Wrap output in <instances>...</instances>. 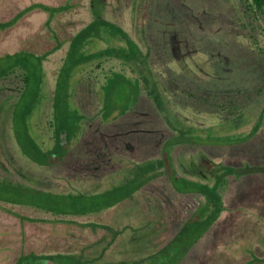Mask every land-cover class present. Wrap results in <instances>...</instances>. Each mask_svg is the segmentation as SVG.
Segmentation results:
<instances>
[{"label": "rangeland", "instance_id": "rangeland-1", "mask_svg": "<svg viewBox=\"0 0 264 264\" xmlns=\"http://www.w3.org/2000/svg\"><path fill=\"white\" fill-rule=\"evenodd\" d=\"M64 2L0 0V21L15 18L33 3L51 7ZM89 2L72 0L73 7L57 14L48 25L47 13L39 9L24 15L5 31L0 30V264H14L21 252L44 257L79 252L102 231L95 236L90 228L81 224L55 221L60 216L57 207L67 211V219L85 218L72 210L73 198L83 196L88 206L96 203L90 195L115 188L132 189L135 181L129 178L127 171L130 167L134 172L140 160L169 153L184 178L208 186L214 183V169L220 165L264 167V61L242 37L238 19H244L239 1L107 0L105 17L128 32L139 49L142 62L138 64L146 72L147 88L154 89V84H160L158 90L164 94L158 95L156 86L150 98L140 97L132 104L136 82L129 88L118 85L116 89L121 99L113 97L106 105L105 73L111 63L95 69L97 62L93 60L74 67L67 78L68 69L72 68L67 55L68 39L89 21ZM98 6L103 8L104 2L99 1ZM106 38L110 36L105 34ZM258 38L261 42L259 35ZM58 43L61 45L57 49ZM109 45L102 40L89 39L82 53L89 55ZM99 74L103 76L99 79V88H95L93 82ZM58 83L59 88L68 86V90H64L69 95V106L66 110L61 108L60 112L53 107L58 100ZM215 95H239L243 98L240 104H247L249 95L252 100L246 105L247 109H243V118L233 115L224 122L216 108L208 107L212 103L208 98ZM163 96L171 98L165 100ZM176 97H187L186 102L191 106L179 105ZM114 100L119 109L105 121V113L110 109L108 104ZM127 102L131 104L121 115L119 110L128 105ZM170 108L182 119L183 130H179L180 125L176 124L175 113L169 112ZM63 115L68 116L70 125L61 133L72 130L78 138L72 141L71 149L75 150L72 158L80 163L77 168L58 173L45 171L46 168H38L33 163L37 148L31 151V157L25 156L22 150H33L27 146L29 137L34 139L38 149H49L52 142L45 139L43 144L41 136L59 133L57 123ZM261 115L263 119L259 121ZM22 120L26 121L27 130L23 129ZM258 121V130L251 135ZM181 131L189 146L172 144L179 140ZM61 133L60 137L64 138L65 134ZM242 138L245 140L241 143L232 142ZM168 139L166 150L163 145ZM86 143L88 150H83ZM55 173L58 183L52 182L50 187ZM226 180L227 188L218 189L224 208L217 220L203 235L199 228L198 238L194 239L195 233L187 230L183 239L172 243L166 264H264V173L234 175ZM146 188L141 196L140 192L133 191L114 211L108 208L111 211L105 216L90 214L91 217L81 222L128 225V235L130 232L134 235V242L126 245L130 252L140 244L137 236L142 229L137 228L146 222L143 234H148L155 223L161 224L158 218H153L162 215L157 208L160 203L168 212L161 226L169 223V228L175 227L171 233L174 236L175 230H180L207 198L193 193L198 195L195 200L181 199L170 185L165 187L160 180L152 181ZM46 191L65 196L62 201L66 204H54L52 212L37 210L36 205L31 207L33 203L41 204L44 195L40 193ZM154 207L156 213L152 215ZM11 211H20L24 218L20 220ZM44 216L49 217V221L40 222V217ZM173 216L178 217L177 223L172 224ZM6 241L13 248L10 252L2 250ZM186 243L190 245L187 250ZM31 264H39L38 259Z\"/></svg>", "mask_w": 264, "mask_h": 264}, {"label": "trees", "instance_id": "trees-1", "mask_svg": "<svg viewBox=\"0 0 264 264\" xmlns=\"http://www.w3.org/2000/svg\"><path fill=\"white\" fill-rule=\"evenodd\" d=\"M71 1L72 0H65L64 3L51 7L43 3L41 4L33 3L32 5L27 6L23 10H21L16 15L15 18L9 21H0V30L5 31L6 29L12 27L16 23V21L24 17V15L32 13L35 10L37 11L39 9L47 13L48 18L46 24L48 25L57 16V14L64 12L66 13L69 11V9L73 7L70 4ZM89 1H90L89 10H88L90 15L89 21L87 22V24L81 27L76 34L72 35L68 39L70 41H69V50L67 51V55H69V59L71 60L72 68L68 69L67 78H69L72 69L74 67L85 65L95 60L97 64L94 65V68L102 69V65L109 62L112 65L108 69V73H105L107 81L103 90L104 91L103 96L105 97L104 105H106L107 104L106 102H108L109 100H113V97H116L117 100H119V98L121 99V96H118L119 95L118 89H116L118 85L121 86V88H124L125 86L130 87L131 83L134 84L135 82L137 88H136V94L131 99L133 100L132 104H134V102H136L137 99L140 97L150 98L151 93L154 92V89L156 88L157 85L154 84L155 87L154 89L147 88L146 85L147 76H145L146 72H144L145 70L143 69L142 65L139 67L138 62L140 60L142 62V59H140V52L139 49L137 50L136 44L129 37L128 32H126L124 29H122V27L113 23L110 19H107L105 17L106 8L108 7V6L105 7L107 0H89ZM99 1L104 2L103 8L98 6ZM225 1H230V0H225ZM237 1H239V5H240L239 7L241 9V14L244 19V21L238 19L239 26L243 31L242 37L245 38L247 41H249L251 50H255L256 53L259 54V56L261 57V60L264 61V0H237ZM105 34L110 36V38L105 39ZM258 35L262 39L261 42L258 40L259 39ZM93 38L105 41L110 45L106 47L104 50L90 53L89 55L88 54L86 55L85 53L83 54L82 53L83 46H85V43L89 39H93ZM60 45L61 43L57 44L56 46L57 49L60 47ZM91 72H93V69ZM103 75L99 74L98 76H95L93 82V86L95 88H99V79ZM57 87L58 89H56L57 92L56 95L58 97V100L57 97L56 100L58 102L56 101L53 104V107L59 110L60 112L61 108L62 110H66L67 106H69L67 101L69 95L65 93L64 90L68 86L66 85L65 87L64 85H62L61 88H59V83H58ZM152 89L153 91H151ZM158 89H161L160 84L157 86L155 90L156 92H158V95H161L162 91ZM125 90L126 89L121 90V92L119 90L120 95ZM100 91L101 90H99V92ZM115 94H117V96ZM162 94L164 93L162 92ZM163 97L165 100L171 98V97L169 98V96L168 97L163 96ZM250 98L251 95L246 97L247 104L251 102L252 99ZM176 99L178 100L179 105H184V106L189 105L186 102L187 97L186 99H183L181 97H176ZM208 99L210 100V102L214 103V104L210 103L208 107L216 108V111L219 115L218 117H221L220 119H224V122L225 120H228L230 117L232 118L233 115L242 116L243 118L242 115L243 109L244 108L247 109L246 106L247 104H240V101L243 98L240 97L239 95L232 97L215 95V96H211V98ZM115 100L112 103L108 104L110 109L105 113L103 120L108 121V119H110L119 109L118 106L116 105ZM127 104L128 105L124 107L122 106L120 108L119 111L121 115H123L127 111L129 104L131 103L127 102ZM189 106H191V104ZM165 108H166L165 111L167 113L168 108L167 107ZM169 112L175 113L172 110V108L169 109ZM176 114L177 113H175L176 116L175 119L177 121L175 122L176 124L178 123L180 125L182 119H180L179 116H177L178 114L177 115ZM80 117L79 120H81ZM260 119H263L262 115L259 117V121ZM22 121L24 122L23 129L27 130L28 125L26 121L25 120ZM259 121L255 123V126L252 128L251 135L255 134L256 131L258 130L260 125ZM57 124L59 127L58 129L60 131L59 133H61V131H67L66 127L70 125V123L68 122V116L63 115L62 117H60L59 123ZM183 127H184L183 125H180L179 130H183L182 129ZM71 128L73 127L71 126ZM59 133L50 136L51 138H49V141L52 142V145H50L51 147L47 150H43L42 148L38 149V146L35 144L34 139L29 137L28 140L30 144L27 143L28 144L27 146L28 148H32L33 150H22L23 154L25 156L27 155L31 157L32 152L36 151L34 148H37L36 153L33 155L34 156L33 161L35 163L43 166L58 167V169L60 168L62 169V166L65 165L66 159L67 160L73 159L72 157L75 154L74 153L75 150L71 149L72 146L71 143L72 141L78 140V138L73 134L72 130H69L66 134L61 133L62 135L65 134L64 138H61ZM183 134L184 133L181 131L178 135L179 140L173 141L172 144L175 146H183L187 144L189 146V143L187 141L185 142V140L183 139L184 137ZM41 138L44 144V140H45L44 135L43 137L41 136ZM244 140L245 139L242 138L239 140L238 139L233 140L232 142L236 143L237 141L238 143H241ZM169 141L170 139L166 140L164 144L165 147L163 146L166 150H168L169 148L168 145ZM227 141H229V139ZM190 146L192 148L193 144ZM164 153L162 152L161 156H158V158L156 157L142 163L140 166L137 167V169L134 172L130 170L127 171L129 172V178L135 181V184L133 185L132 189L121 190L120 188H115L113 190L106 191L105 193L90 195V197L95 199L96 203L94 204L92 203V205H88V206L84 204V201L86 203L87 200H85L83 196H78L76 198H73L71 203L73 204L72 210L79 212V214L83 215L85 218L91 217L90 214H92L93 216L95 215L97 216L102 210L113 207L115 204L123 201L128 196H130L133 191L135 192L141 187H143L146 183L155 180H160V182L164 184L165 187L170 185L175 190V191L173 190V192L175 194L176 193L180 194L179 196H182L183 194L188 195L193 193L202 194L206 196L207 198L205 203L199 206L200 208H198L197 211L190 216L189 218L190 220L188 219L189 221L187 220L180 230L179 228L177 229L179 231L175 230L174 236L173 234L171 235V233L173 232V229L175 227L169 228L171 226L169 223H166L164 227L161 226V224L163 223L162 220L164 218H165L164 220L167 219L168 216L166 215V213L168 214V212L161 203L158 205L159 202H157L156 205H158L157 208L161 210L162 215L159 217L154 215L156 213L154 212L156 211V207L153 208L152 215H154L153 216L154 219L158 218V221H160L161 224L159 223L157 225L155 223V225L152 226V230L151 229L149 230L148 234H143V228L147 225L146 222H144L141 225V228H137V229H142L140 230V236H137V239L139 240L140 244L136 247L134 251L132 250L130 252L129 249L126 247V245H129L131 241L134 242L133 241L134 235L131 236L132 232H130V234L128 235V228H127L128 225L122 226L121 224L117 225L114 223V225L116 226L115 227L113 225L96 223V221L83 223L81 221L82 219L85 218L77 217L78 219H75L76 216H72L69 217V219H67L66 218L67 211L61 209L62 207H57L58 210L57 215L60 216H57L58 219H55V221L62 220L63 222L66 221L71 224L73 223L81 224V226L83 227L86 226L90 228L91 232L95 236L99 232V230H101L102 232L100 236L95 237V240L93 239L92 242L86 244L85 247H83L79 252H75V253L74 252L58 253L44 257L41 255H36L34 253L21 252L18 258L16 259V261L14 262V264H31V262H37V259L39 258L50 260L52 261L53 264H166L165 262L168 259L169 251H171L170 248L172 247V243H174L175 241L178 242L179 240L183 239V235L186 233L187 230H189V232L193 234L195 233L193 236V238L195 239L196 237L198 238L197 233L199 228L203 235L211 227V225L217 220V217H219L220 213L224 208L222 195L219 194L218 189L220 187H222V189L227 188V180H226L227 177L234 175L240 177L243 175L260 173V172L264 173V167H255V166L247 165L245 167L236 168L232 166L220 165V167L214 169V172L216 174L214 183L212 184V186H208L205 185L204 183L200 184L193 180L184 178L183 177L184 173L181 175L178 172V169L173 163V159L171 158V155L166 152ZM36 154L37 156L39 155V158L36 157ZM40 194L44 195L43 197L44 200L41 201V204L38 205L33 203L32 206L30 205L31 207H34L36 205L34 208H36L37 210L42 209V210H46L47 212H52L54 204L57 206L59 204H66L65 202L62 201V199L65 196H59V194L56 195L54 193H50L47 191L41 192ZM85 197L89 199V196H85ZM77 206L80 207L77 209ZM10 213L17 216L20 220L24 218L22 216L23 214H21L20 211H18L19 214L16 211H11ZM45 217L46 216L40 217L39 219L40 222L49 221V217L46 219ZM59 217L61 219H59ZM31 220H35V219H31ZM175 221L176 223L178 222L177 216L172 217L171 220L172 224ZM148 226H150L149 222H148ZM129 229L131 230V227H129ZM184 238H186V235L184 236ZM7 243L8 242L6 241V243L3 246H1L3 252L4 251L10 252V250L11 251L13 250L10 244ZM186 246L187 247L185 248V250H187V248L190 245L186 243ZM7 255L10 256V254ZM155 257L158 260L154 261L152 259Z\"/></svg>", "mask_w": 264, "mask_h": 264}, {"label": "crops", "instance_id": "crops-1", "mask_svg": "<svg viewBox=\"0 0 264 264\" xmlns=\"http://www.w3.org/2000/svg\"><path fill=\"white\" fill-rule=\"evenodd\" d=\"M51 107H52V105H50ZM43 137V136H42ZM49 138H51L50 136H48V135H46V137L44 138V139H48L49 140ZM103 138H105V137H103ZM101 142H102V140H101ZM101 144V143H100ZM88 144L86 143L85 145H84V147L85 146H87ZM164 146V145H163ZM98 147V146H97ZM96 149V148H95ZM98 149L99 150H101L99 147H98ZM83 150H88V147H85V148H83ZM175 150V149H174ZM160 156H161V154H160ZM154 158V156L152 157V158H150V159H144V160H140V162H139V165L138 166H140L142 163H144V162H146V161H148V160H151V159H153ZM158 158V157H157ZM33 163H34V165L35 166H37L38 168H42L43 169V167L44 168H46L45 169V171H50V172H52L53 170H55V172H62L63 170H69V169H74L75 167H76V165H78L79 163H80V161H78V160H74V159H69V160H67L66 159V161H65V165L64 166H62V169L60 168V169H58V167H48V166H43V165H40V164H37V163H35L34 161H33ZM137 166V167H138ZM136 167V168H137ZM77 168V167H76ZM130 169V167L128 168V170ZM56 174V173H55ZM256 174V173H255ZM247 175H250V174H247ZM52 182H54V184H56L57 185V183H58V176H57V174L54 176V178H52V180H50V185H48V186H52L53 185V183ZM151 184H152V181L151 182H149V183H146L143 187H141L140 189H138L137 190V192L139 193L140 192V194H139V196H141V194L143 193V191H147V186H151ZM150 190H152V188H150ZM150 190H148V192H150ZM136 192V191H135ZM152 193V192H151ZM150 193V195H152ZM177 197H179V198H181L182 199V197L183 198H186V199H190V200H193L194 198H197L198 197V195H200V194H198V195H194V194H188V195H185V194H183L182 196H179L180 194H175ZM133 197V196H132ZM195 200V199H194ZM123 201H125V199L123 200ZM122 202V201H121ZM120 203V202H119ZM119 203H117V204H119ZM117 204H115L114 206H113V208L112 207H110L111 209H112V211H114L113 209H114V207L117 205ZM111 209H104V210H102L98 215H101V216H105L107 213H109V211H111ZM115 209H116V207H115ZM114 213H117V212H114Z\"/></svg>", "mask_w": 264, "mask_h": 264}, {"label": "water", "instance_id": "water-1", "mask_svg": "<svg viewBox=\"0 0 264 264\" xmlns=\"http://www.w3.org/2000/svg\"><path fill=\"white\" fill-rule=\"evenodd\" d=\"M38 262L41 264H53L52 261L43 258H39Z\"/></svg>", "mask_w": 264, "mask_h": 264}]
</instances>
